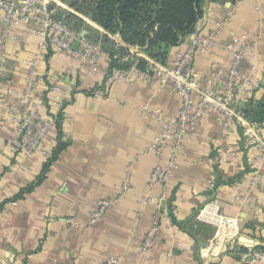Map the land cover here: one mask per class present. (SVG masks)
<instances>
[{"label": "crops", "instance_id": "obj_1", "mask_svg": "<svg viewBox=\"0 0 264 264\" xmlns=\"http://www.w3.org/2000/svg\"><path fill=\"white\" fill-rule=\"evenodd\" d=\"M231 9L234 14L226 19ZM217 22L221 44L231 43L236 34L251 41L242 67L250 88L238 99L244 109L264 94V0L209 1L195 30L209 33ZM88 24L83 30L88 37L101 43L108 35L126 46L94 21ZM20 32L8 38L2 76L4 85L17 88L25 85L26 61L37 45L31 36L18 40ZM190 35L188 42L171 48L166 63L188 47ZM229 59L223 46L197 55L194 67L201 82L213 78L216 66ZM86 68L62 52H43L39 69L45 80L36 97L55 124L36 153H20L11 143L26 108L11 111L15 98H0V264H103L108 257L119 258V264H239L249 249L264 248V177L251 187L255 150L241 128L231 124L225 130L215 112L204 115L185 142L178 167L165 182L151 184L156 156L150 146L161 127L146 110L159 108L166 118L173 117L180 96L157 77L109 82L108 54L98 70ZM61 138L66 146L38 182ZM164 158L168 164V151ZM128 183L131 190L124 189ZM248 192L252 203L242 204L238 197ZM102 198L117 201L98 216ZM209 203L237 217L239 232L208 249L217 230ZM157 217L154 244L144 249L141 241Z\"/></svg>", "mask_w": 264, "mask_h": 264}, {"label": "built area", "instance_id": "obj_2", "mask_svg": "<svg viewBox=\"0 0 264 264\" xmlns=\"http://www.w3.org/2000/svg\"><path fill=\"white\" fill-rule=\"evenodd\" d=\"M53 1L57 2V0H0V89L6 88V92L0 93V98L6 99L7 95L15 98L14 103L9 105L11 111L19 107L26 108L18 121L17 134L11 139L12 145L20 153L33 154L41 150L47 134L54 126V119L43 113L44 101L36 97L38 85L45 80V74L39 69L43 52L48 49L64 52L70 60L81 61L93 70L98 68L105 55L100 45L89 42L78 30L71 28L63 18L55 16ZM233 14L234 9L229 10L226 19ZM220 26L221 22H217L216 27L209 33L200 30L190 33L192 34H189L191 43L170 64L149 59L146 69H140L137 64H133L128 69H115L110 76L109 82L132 79L136 76L141 79L157 77L163 86L173 87L181 98V106L173 117L166 118L159 108L146 110L157 118L161 127L150 146V151L156 156V163L151 173V184L165 182L170 177L172 171L178 167L179 155L185 147V142L195 134L201 118L211 111L217 114L225 130L231 124L241 128L248 145L255 150L252 157L255 161L251 187L254 188L262 183L264 129L262 123L249 121L243 109L238 106L239 95L243 90L250 88V77L243 72L242 67L251 41L244 35H235L231 43L221 44L217 37ZM16 29L22 30L15 36L18 40L24 36L37 39L34 55L27 60L28 70L25 85L22 88L4 85L2 81L7 67L8 38ZM187 36L182 42H188ZM218 46H223L230 52L229 62L224 66H216L214 77L203 83L194 67L195 58ZM128 58L129 56H124L122 61H127ZM218 82L222 84V88L217 87ZM53 89L58 90L56 86H53ZM167 151L170 159L168 164L164 162ZM124 189L131 190V185L126 184ZM238 199L242 204L251 205L253 196L251 192H248L239 196ZM116 201L115 198L99 199L97 201L98 216L107 212ZM207 210L209 216L213 214L216 216L217 225L216 234L208 249L213 247L220 238L230 239L238 235L237 217H230L220 211L218 204L209 203ZM202 218L205 219L206 216L203 215ZM159 228L160 220L157 217L141 241L144 249L153 246ZM119 263V258L108 257L103 264ZM260 263H264L262 247L249 249L241 255L239 261V264Z\"/></svg>", "mask_w": 264, "mask_h": 264}, {"label": "trees", "instance_id": "obj_3", "mask_svg": "<svg viewBox=\"0 0 264 264\" xmlns=\"http://www.w3.org/2000/svg\"><path fill=\"white\" fill-rule=\"evenodd\" d=\"M209 1L234 3L236 0H64L71 7L87 13L94 22L126 43L124 46L108 35L103 36L102 42L110 58L107 77L115 69H128L133 64L146 69L148 59L166 63L171 48L181 44L195 30L196 23L205 15ZM124 56H129L127 61H122ZM243 111L249 121L263 123L264 94L257 102H249ZM59 132L61 136L60 125ZM59 141L53 158L46 162L38 182L42 181L51 162L66 146L62 138Z\"/></svg>", "mask_w": 264, "mask_h": 264}, {"label": "rangeland", "instance_id": "obj_4", "mask_svg": "<svg viewBox=\"0 0 264 264\" xmlns=\"http://www.w3.org/2000/svg\"><path fill=\"white\" fill-rule=\"evenodd\" d=\"M52 6L55 8V16L59 17V18H63L65 20V22L73 29L78 30V32H80L89 42L96 44V45H100L102 47V49L105 52V55L108 54L104 48V43L101 41L98 42V40H96V38L94 39L91 37H88V35H86L84 33V29L87 28L89 26L88 22H92V18L85 12H80L79 10L71 7L67 2H64V0H57V2L53 1L52 2ZM62 8V9H60ZM64 10V11H63ZM235 11V10H234ZM96 23V22H95ZM111 34V33H110ZM112 35V34H111ZM237 35V34H236ZM239 36V35H237ZM242 36V35H240ZM111 37V36H110ZM112 38V37H111ZM35 40H37L36 38H34ZM114 39V38H113ZM53 51L55 52H61V51H56L55 49H53ZM131 51L136 52L135 50L131 49ZM64 53V52H62ZM65 54V53H64ZM139 55L144 56V54L138 52ZM66 55V54H65ZM67 56V55H66ZM149 60V59H148ZM153 60V59H152ZM156 61V60H154ZM81 62V61H80ZM82 64H84L90 72L95 71L93 70L89 65L81 62ZM102 63V59L99 63L98 68L100 67ZM27 64V61H26ZM169 64V63H168ZM86 68V69H87ZM98 68L96 70H98ZM27 70H28V65H27ZM26 70V72H27ZM113 74V73H112ZM110 78V77H109ZM25 79H26V75H25ZM6 92V88L3 89V93ZM8 96V95H7ZM11 96V95H10ZM13 97V96H12ZM55 124V122H54ZM54 127V126H53ZM52 127V128H53ZM51 128V129H52ZM44 145V144H43Z\"/></svg>", "mask_w": 264, "mask_h": 264}]
</instances>
